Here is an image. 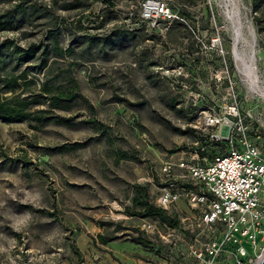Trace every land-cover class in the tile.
Masks as SVG:
<instances>
[{
  "label": "rangeland",
  "instance_id": "rangeland-1",
  "mask_svg": "<svg viewBox=\"0 0 264 264\" xmlns=\"http://www.w3.org/2000/svg\"><path fill=\"white\" fill-rule=\"evenodd\" d=\"M147 1L0 0V45L38 49L10 66L32 80L23 97L46 79L76 96L44 122L0 119V264H180L189 239L161 255L168 247L141 231L157 218L130 216L134 198L159 208L166 179L151 176L188 157L198 136L186 125L232 85L264 124V0H164L173 17L157 22L143 17ZM56 43L71 52L48 73ZM252 44L256 85L235 53ZM35 108L49 109L44 98ZM172 216L198 218L186 197Z\"/></svg>",
  "mask_w": 264,
  "mask_h": 264
},
{
  "label": "built area",
  "instance_id": "built-area-1",
  "mask_svg": "<svg viewBox=\"0 0 264 264\" xmlns=\"http://www.w3.org/2000/svg\"><path fill=\"white\" fill-rule=\"evenodd\" d=\"M143 17L157 22L173 13L164 0H151L144 5ZM223 101L219 109H207L202 118L186 125L198 136L188 157L182 153L177 162H164L160 174L150 178L156 181L162 174L166 179L156 204L169 216L175 218L182 197L198 216L194 222L183 216L176 226L158 218L144 220L141 227L151 242L168 247L159 250L164 256L189 239L187 251L176 248L180 264L220 263L227 257L231 264H259L263 257L257 253L259 259L252 258L264 246L263 119L259 117L256 126L253 111L244 109L247 99L242 100L233 85Z\"/></svg>",
  "mask_w": 264,
  "mask_h": 264
},
{
  "label": "trees",
  "instance_id": "trees-1",
  "mask_svg": "<svg viewBox=\"0 0 264 264\" xmlns=\"http://www.w3.org/2000/svg\"><path fill=\"white\" fill-rule=\"evenodd\" d=\"M261 0H254V6L256 9L260 7ZM37 47H32L29 51H23L17 47H12L9 43L0 45V119L5 122H21L23 120H29L32 117L38 122H44L47 119L48 112H54L56 109L67 110L70 107V102L76 99V96L72 94V91H64L60 87L55 88L50 84V81L46 79L42 82L40 90L35 93H31L30 97H23L22 92L28 90V86L32 83L29 80L28 73H22L16 75V66L10 67L14 58L16 61H21L22 53L26 54L23 57H32L37 51ZM53 62L49 63V52L43 53L42 69L48 67V73L53 71V67L58 64L59 59H63V56L71 51H63L59 48L58 43L55 44L53 50ZM52 58V59H53ZM17 63V64H18ZM62 74L63 68L58 69ZM47 73V75H48ZM44 98L48 103L49 109H36L35 107L41 104V99ZM56 122L64 121L63 117L55 115ZM205 155V153H202ZM140 191H145L141 189ZM143 197H135L133 203L139 206V211L128 210L130 216H154L160 219L162 222L169 224L170 226H176V221L168 215V213L162 209L154 207L152 204L143 200Z\"/></svg>",
  "mask_w": 264,
  "mask_h": 264
},
{
  "label": "bare ground",
  "instance_id": "bare-ground-1",
  "mask_svg": "<svg viewBox=\"0 0 264 264\" xmlns=\"http://www.w3.org/2000/svg\"><path fill=\"white\" fill-rule=\"evenodd\" d=\"M251 49H252V54L251 55H246L244 56V54L242 55L240 52H238L237 50L235 51L236 53V57L240 62V66L243 68V71L251 78L250 81L252 85H256L257 82L255 81V74H256V63H255V57H256V53L254 52V44L251 45ZM254 49V50H253ZM264 96V93H263Z\"/></svg>",
  "mask_w": 264,
  "mask_h": 264
},
{
  "label": "water",
  "instance_id": "water-1",
  "mask_svg": "<svg viewBox=\"0 0 264 264\" xmlns=\"http://www.w3.org/2000/svg\"><path fill=\"white\" fill-rule=\"evenodd\" d=\"M259 264H264V255H263V257H262V259H261Z\"/></svg>",
  "mask_w": 264,
  "mask_h": 264
}]
</instances>
